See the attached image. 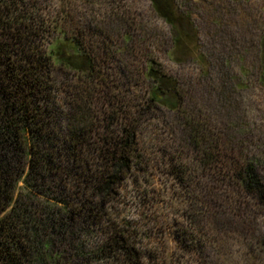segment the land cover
Listing matches in <instances>:
<instances>
[{
	"label": "trees",
	"instance_id": "trees-1",
	"mask_svg": "<svg viewBox=\"0 0 264 264\" xmlns=\"http://www.w3.org/2000/svg\"><path fill=\"white\" fill-rule=\"evenodd\" d=\"M150 2L173 29L167 54L181 64L191 53L187 42L192 43L193 32L183 25L175 0ZM51 6V0H0V264H145L130 233L106 221L112 222L110 203L122 183L148 161L139 134L154 106L171 108L184 139L180 146L194 151L199 165L223 171L227 181L264 203L255 160L244 163L235 141L226 140L223 147L221 131L200 123V114H188L180 81L159 59L140 58L132 49L139 61L126 62L130 57L123 51L135 40L133 32L122 27L117 44L100 29L94 35L105 37L95 48L88 28H65L68 14L63 24L61 17L50 19ZM135 84L138 90H130ZM169 166V173L185 183L186 167ZM195 203L187 216L195 233L205 219L214 230L218 224L227 228L217 219V209L224 208L213 194ZM96 228L108 234L92 260L82 236ZM210 243L187 248L199 252L189 264H215Z\"/></svg>",
	"mask_w": 264,
	"mask_h": 264
},
{
	"label": "rangeland",
	"instance_id": "rangeland-1",
	"mask_svg": "<svg viewBox=\"0 0 264 264\" xmlns=\"http://www.w3.org/2000/svg\"><path fill=\"white\" fill-rule=\"evenodd\" d=\"M175 3L183 25L193 32L188 38L192 43L186 45L191 53L181 57V64L167 54L174 32L150 0H51L48 16L52 20L61 17L63 24L68 14L65 28L73 30L72 24L88 28L86 34L95 48L105 37L94 35L100 29H106L117 44L121 37L118 30L133 32L135 40L123 51L130 57L126 62L136 64L138 60L133 59L132 49L140 58L156 56L165 72L180 81L188 114L194 118L200 114V123H207L217 134L221 131L223 147L235 141L237 154L244 163L253 158L264 181V0ZM60 35L62 32L56 34ZM129 89L136 91L138 86ZM176 123L174 112L165 106H154L147 115L139 136L148 161L135 167L122 183L118 197L110 203L112 222L106 224L114 222L130 233L131 241L144 254L145 264L195 262L199 252L192 254L186 249L200 248L210 241L208 249L215 264H264V203L238 183L227 181L223 171L199 165L195 152L180 146L184 139ZM169 163L186 167L185 183L169 173ZM206 194H213L216 203L222 204L224 211L217 209V219H224L227 228L220 230L218 224L214 230L205 219L200 223L202 230L195 233L187 216L198 207L195 201H203ZM191 232L197 236L194 240L193 235L188 236ZM182 233L188 234L185 246L180 244ZM107 234L105 229L96 228L82 236L84 251L92 260H97L93 252Z\"/></svg>",
	"mask_w": 264,
	"mask_h": 264
}]
</instances>
